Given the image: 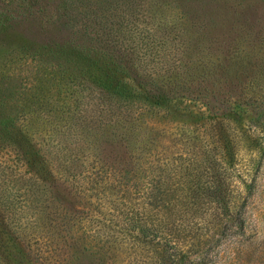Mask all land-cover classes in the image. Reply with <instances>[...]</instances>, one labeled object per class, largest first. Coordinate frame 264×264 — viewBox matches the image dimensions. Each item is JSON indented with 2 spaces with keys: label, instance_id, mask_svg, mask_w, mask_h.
<instances>
[{
  "label": "trees",
  "instance_id": "1",
  "mask_svg": "<svg viewBox=\"0 0 264 264\" xmlns=\"http://www.w3.org/2000/svg\"><path fill=\"white\" fill-rule=\"evenodd\" d=\"M57 1L79 39L46 50L33 89L47 98L54 80L50 93L95 100L62 144L47 116L5 112L0 82V146L15 155L0 178V264H225L250 186L236 150L264 140V32L202 22L187 0H147L157 37L127 18L144 0ZM158 49L179 56L148 67Z\"/></svg>",
  "mask_w": 264,
  "mask_h": 264
},
{
  "label": "rangeland",
  "instance_id": "2",
  "mask_svg": "<svg viewBox=\"0 0 264 264\" xmlns=\"http://www.w3.org/2000/svg\"><path fill=\"white\" fill-rule=\"evenodd\" d=\"M4 1V4L0 1V4L6 7L0 6V23H2L0 24V82L4 80L7 82L8 92L6 96L8 102L7 100L5 102L8 107L6 106L3 110L8 112L16 109L19 116L23 115L27 118H33L36 113L41 117L47 116L55 130L59 129L61 133L63 131L61 135L55 138L60 140L62 144H66L69 141L66 135L73 133L74 126L81 121L89 120L90 117L87 115L90 114L89 109H91L95 98L84 90L80 92L79 97L77 95L75 102L71 100L69 102L67 92L66 95L50 93L51 88L55 90L56 87L54 80L50 81L49 96L46 98L41 94L43 87L39 89L40 86L35 85V89H33L32 84L41 74L38 70L40 67L36 62L48 54L47 49L54 50L55 44L59 47L68 46V40L79 39L76 36L79 34H75V27H73L78 25L76 20L79 19L72 12L71 6L64 7L57 0H16L11 4L6 0ZM187 1L191 8V15H196V18L202 22L228 19L239 23L241 29L238 28V30L240 32L250 30L254 33L258 27L260 33L264 32V0H241L238 2L239 5L231 0ZM177 9L181 12L178 6ZM88 10H90V5L85 8L86 12ZM149 14L147 0H144L140 1L134 15L127 18H132L136 27L149 28L151 33L159 37L161 34L152 30L153 25L149 22L151 20ZM242 20L245 24L242 23ZM246 24H249L250 27L248 28ZM232 26L235 28V25ZM229 30V33L225 32L228 37L232 35L231 32L233 33L235 29H231L230 26ZM163 38L165 40L164 45H167L168 37ZM171 44L174 42L171 41ZM165 50L158 49L154 58L144 59L143 62L152 68H158L160 65H173L179 53L173 50L171 54L164 55ZM10 51L11 53H8ZM57 53L58 51L51 55ZM4 59L6 61L3 63L2 60ZM6 74H9L11 78ZM1 87L0 84V89ZM36 90H38L39 96L34 97L33 94L36 93ZM9 96L10 98H8ZM55 99H59V101L53 102ZM48 101L52 103L46 104L45 102ZM60 101L69 102L68 106L60 107ZM87 109L88 114L85 113ZM92 116L95 117L96 113L93 112ZM33 124L36 128L35 122ZM67 126L70 127L69 132H66L65 127ZM6 154H9L11 158H8ZM105 155L107 159L109 153L105 152ZM236 156L238 158L237 167L241 171L249 170L245 173L244 178L247 179L250 186L242 188L243 192L239 196V199L244 197L243 203L245 202V229L237 241H224L221 247L220 261H224L225 264L229 262L232 264H264V140L254 149H248L244 144L243 146L238 145ZM110 160L107 159V161ZM250 161L252 166L249 169ZM14 162L13 151L8 147L0 146V178H3L4 174L10 173L11 168L6 166L11 167ZM22 168L20 165L16 173L21 172Z\"/></svg>",
  "mask_w": 264,
  "mask_h": 264
}]
</instances>
